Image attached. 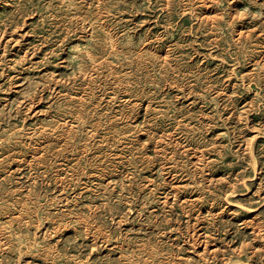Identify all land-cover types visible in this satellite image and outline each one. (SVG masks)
<instances>
[{"label": "rangeland", "instance_id": "rangeland-1", "mask_svg": "<svg viewBox=\"0 0 264 264\" xmlns=\"http://www.w3.org/2000/svg\"><path fill=\"white\" fill-rule=\"evenodd\" d=\"M0 264H264V0H0Z\"/></svg>", "mask_w": 264, "mask_h": 264}, {"label": "bare ground", "instance_id": "bare-ground-1", "mask_svg": "<svg viewBox=\"0 0 264 264\" xmlns=\"http://www.w3.org/2000/svg\"><path fill=\"white\" fill-rule=\"evenodd\" d=\"M92 38V37H91Z\"/></svg>", "mask_w": 264, "mask_h": 264}]
</instances>
